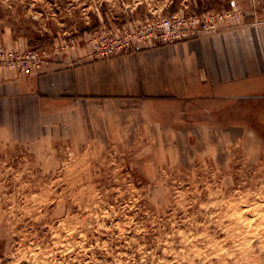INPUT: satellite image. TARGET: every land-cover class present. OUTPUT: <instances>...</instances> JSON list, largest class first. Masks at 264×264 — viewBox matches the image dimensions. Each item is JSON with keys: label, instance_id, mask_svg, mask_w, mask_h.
<instances>
[{"label": "rangeland", "instance_id": "obj_1", "mask_svg": "<svg viewBox=\"0 0 264 264\" xmlns=\"http://www.w3.org/2000/svg\"><path fill=\"white\" fill-rule=\"evenodd\" d=\"M174 14H213L202 37L247 29L264 50V0H0L13 43L0 46L46 52L47 70L110 60L192 41L138 40ZM109 43L127 45L105 55ZM241 107L244 121L221 130L96 120L73 136L2 138L0 264H264V117L254 135Z\"/></svg>", "mask_w": 264, "mask_h": 264}, {"label": "crops", "instance_id": "obj_2", "mask_svg": "<svg viewBox=\"0 0 264 264\" xmlns=\"http://www.w3.org/2000/svg\"><path fill=\"white\" fill-rule=\"evenodd\" d=\"M247 31L104 61L78 64L67 59L64 65H50L46 73L27 77L0 72V140L15 138L19 129L73 136L84 126L90 131L96 120L106 125L114 121L124 132L128 124H165L168 130L204 124L221 130L224 124L244 121V104L253 109L245 117L250 127L256 116L264 117L262 111L255 114V108H264V50ZM3 37L0 44L11 47L12 41ZM258 44L264 45V37ZM89 107L94 112L82 114ZM249 130L257 134L254 127Z\"/></svg>", "mask_w": 264, "mask_h": 264}, {"label": "built area", "instance_id": "obj_3", "mask_svg": "<svg viewBox=\"0 0 264 264\" xmlns=\"http://www.w3.org/2000/svg\"><path fill=\"white\" fill-rule=\"evenodd\" d=\"M231 14L221 15L220 18H230ZM215 16L213 14L202 16L185 17L181 14H174L151 24L140 26L138 32L141 34L138 40L142 43H152L156 41H164V39L182 41L197 40L205 34H211L215 31ZM138 29V28H137ZM104 47L111 55L115 51H120L125 45ZM100 55H105L101 52ZM47 54L44 51L23 49L17 51L0 46V72L13 71L22 77L30 76L34 71L43 73L48 68Z\"/></svg>", "mask_w": 264, "mask_h": 264}]
</instances>
